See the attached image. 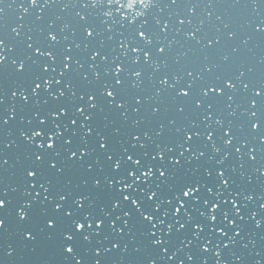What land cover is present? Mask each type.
I'll return each instance as SVG.
<instances>
[{
	"label": "snow or ice",
	"instance_id": "snow-or-ice-1",
	"mask_svg": "<svg viewBox=\"0 0 264 264\" xmlns=\"http://www.w3.org/2000/svg\"><path fill=\"white\" fill-rule=\"evenodd\" d=\"M0 264H264V0H0Z\"/></svg>",
	"mask_w": 264,
	"mask_h": 264
}]
</instances>
